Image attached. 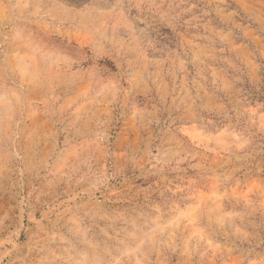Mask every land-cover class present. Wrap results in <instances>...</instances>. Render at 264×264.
I'll list each match as a JSON object with an SVG mask.
<instances>
[{
    "label": "rangeland",
    "instance_id": "374dc122",
    "mask_svg": "<svg viewBox=\"0 0 264 264\" xmlns=\"http://www.w3.org/2000/svg\"><path fill=\"white\" fill-rule=\"evenodd\" d=\"M0 264H264V0H0Z\"/></svg>",
    "mask_w": 264,
    "mask_h": 264
}]
</instances>
